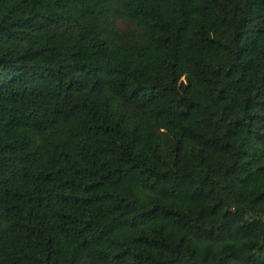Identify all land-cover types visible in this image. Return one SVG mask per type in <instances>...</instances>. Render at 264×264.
I'll return each mask as SVG.
<instances>
[{
	"label": "trees",
	"instance_id": "obj_1",
	"mask_svg": "<svg viewBox=\"0 0 264 264\" xmlns=\"http://www.w3.org/2000/svg\"><path fill=\"white\" fill-rule=\"evenodd\" d=\"M0 264H264V0H0Z\"/></svg>",
	"mask_w": 264,
	"mask_h": 264
}]
</instances>
